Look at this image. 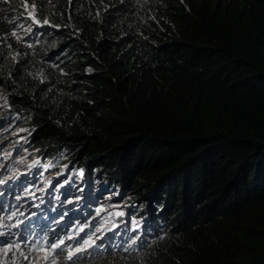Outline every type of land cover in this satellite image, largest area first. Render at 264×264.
I'll list each match as a JSON object with an SVG mask.
<instances>
[{
  "label": "trees",
  "instance_id": "trees-1",
  "mask_svg": "<svg viewBox=\"0 0 264 264\" xmlns=\"http://www.w3.org/2000/svg\"><path fill=\"white\" fill-rule=\"evenodd\" d=\"M0 94L140 220L75 264H264V0H0Z\"/></svg>",
  "mask_w": 264,
  "mask_h": 264
},
{
  "label": "rangeland",
  "instance_id": "rangeland-1",
  "mask_svg": "<svg viewBox=\"0 0 264 264\" xmlns=\"http://www.w3.org/2000/svg\"><path fill=\"white\" fill-rule=\"evenodd\" d=\"M6 107L0 94V109ZM22 122L13 115L0 124V181H3L0 183V264H73L76 257L69 260L68 255L75 252L83 240L90 236L94 241L83 251L86 256L93 255L91 249L103 250L109 246L111 239L106 236L113 230L119 234L117 230H122L124 224L133 234L124 242L125 248L135 244L140 235V220L134 217L135 212H129L125 201L117 200L119 186L100 189L105 183L100 184L99 181L90 182L89 186L87 182H79L82 172L75 171L71 182L73 191L63 194V182L57 179L66 168L60 167L58 162L61 158L52 165L41 163V158L24 161L31 157L24 148L30 134H25L24 127L17 129ZM15 142L19 143L18 149L17 146L11 147ZM71 171L66 173V179L71 176ZM27 176L35 178L21 186L20 181ZM18 181L20 186L16 185ZM7 185L12 186L11 190L5 187ZM97 192L98 199L93 201ZM85 204L88 209L83 207ZM48 211L47 219L41 218ZM69 236L73 239H68ZM60 240L64 241V250L57 255L60 250L51 249L48 245ZM8 243L14 246L4 251Z\"/></svg>",
  "mask_w": 264,
  "mask_h": 264
},
{
  "label": "snow or ice",
  "instance_id": "snow-or-ice-1",
  "mask_svg": "<svg viewBox=\"0 0 264 264\" xmlns=\"http://www.w3.org/2000/svg\"><path fill=\"white\" fill-rule=\"evenodd\" d=\"M0 183H3V181H0ZM13 215H15V213H13ZM9 218H11V217H9ZM81 231H83V229H81ZM68 239H73V237L72 236H69ZM93 243H94V241H92L91 240V237L89 236L88 239L83 240V243L79 247H77L75 249V252H70L69 253L68 259L69 260H73L74 256L76 257V259H78L79 257H78L77 254L80 253V252L85 251V247L86 246L87 247H91ZM63 245H64V241L63 240H60L58 243H51V244H49L48 247L51 248V249H54V250L55 249H59L60 251L58 253H56L57 255H59L64 250L63 249ZM13 246L14 245L12 243H8L3 250L4 251H9ZM73 264H75V261H73Z\"/></svg>",
  "mask_w": 264,
  "mask_h": 264
}]
</instances>
